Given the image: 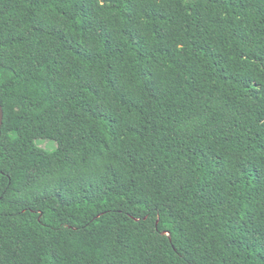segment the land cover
Instances as JSON below:
<instances>
[{"label": "trees", "instance_id": "16d2710c", "mask_svg": "<svg viewBox=\"0 0 264 264\" xmlns=\"http://www.w3.org/2000/svg\"><path fill=\"white\" fill-rule=\"evenodd\" d=\"M0 103V264H264V0H0Z\"/></svg>", "mask_w": 264, "mask_h": 264}, {"label": "rangeland", "instance_id": "374dc122", "mask_svg": "<svg viewBox=\"0 0 264 264\" xmlns=\"http://www.w3.org/2000/svg\"><path fill=\"white\" fill-rule=\"evenodd\" d=\"M38 143L40 146L48 148V149L56 148L57 146V143L55 140L44 139V138H40L38 140Z\"/></svg>", "mask_w": 264, "mask_h": 264}, {"label": "water", "instance_id": "95a60500", "mask_svg": "<svg viewBox=\"0 0 264 264\" xmlns=\"http://www.w3.org/2000/svg\"><path fill=\"white\" fill-rule=\"evenodd\" d=\"M3 108H2V105L0 103V134H1V128H2V124H3Z\"/></svg>", "mask_w": 264, "mask_h": 264}]
</instances>
